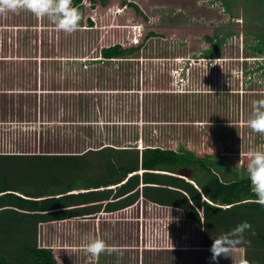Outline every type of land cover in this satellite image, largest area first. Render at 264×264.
<instances>
[{
    "label": "rangeland",
    "instance_id": "1",
    "mask_svg": "<svg viewBox=\"0 0 264 264\" xmlns=\"http://www.w3.org/2000/svg\"><path fill=\"white\" fill-rule=\"evenodd\" d=\"M78 10L70 33L24 9L0 12V153L160 146L204 160L224 181L247 175L243 155L264 151V133L248 123L264 98V76L253 81L242 72L258 57L252 38L222 37L204 51L153 38L105 59L99 27H87ZM203 233L182 208L140 194L127 208L40 223L37 243L53 248L58 264H210ZM97 237L111 251L92 258L85 249ZM244 255L237 246L216 264Z\"/></svg>",
    "mask_w": 264,
    "mask_h": 264
},
{
    "label": "trees",
    "instance_id": "2",
    "mask_svg": "<svg viewBox=\"0 0 264 264\" xmlns=\"http://www.w3.org/2000/svg\"><path fill=\"white\" fill-rule=\"evenodd\" d=\"M71 4L84 9L87 27H99V54L105 59L138 51L153 38L181 39L204 51L222 37L242 35L252 38L258 54L248 59L249 78L261 81L264 76V0ZM247 156L241 160L245 170ZM140 194L182 208L203 228L205 246L248 221L251 228L240 245L244 261L264 264V204L256 202L247 175L224 181L204 160L160 146L142 153L112 146L80 154L0 153V264H58L53 248L37 243L40 223L127 208Z\"/></svg>",
    "mask_w": 264,
    "mask_h": 264
},
{
    "label": "clouds",
    "instance_id": "3",
    "mask_svg": "<svg viewBox=\"0 0 264 264\" xmlns=\"http://www.w3.org/2000/svg\"><path fill=\"white\" fill-rule=\"evenodd\" d=\"M26 9L37 17L47 16L55 26L64 32L76 31L82 19L81 13L72 6L71 0H0V12ZM249 127L258 133H264V98L256 101L249 118ZM247 178L256 202L264 204V151L252 150L247 156ZM86 221L87 217H82ZM251 228L248 221L238 223L234 228L213 238L210 247V264H216L218 258L232 257L233 252L244 243V233ZM86 252L92 258L100 253L111 251L101 238H93L86 245ZM237 264H246L240 260Z\"/></svg>",
    "mask_w": 264,
    "mask_h": 264
},
{
    "label": "crops",
    "instance_id": "4",
    "mask_svg": "<svg viewBox=\"0 0 264 264\" xmlns=\"http://www.w3.org/2000/svg\"><path fill=\"white\" fill-rule=\"evenodd\" d=\"M77 9H78V8H77ZM79 9H81V8H79ZM24 11L27 13L28 10L24 9ZM243 43H244V40H243ZM247 70H248L247 68L245 69V68L243 67L242 72H243L244 75L246 74ZM244 75H243V82H244ZM240 79H241V78H240ZM240 82H241V80H240ZM243 82L241 83V86H242V87H245V85H244ZM242 87H241V88H242ZM241 92H243V93H249V89H246V91H245V90H241L240 93H241ZM250 93H251V94H252V93H255V91H250ZM252 95L254 96V94H252ZM210 247H211V246H210Z\"/></svg>",
    "mask_w": 264,
    "mask_h": 264
}]
</instances>
